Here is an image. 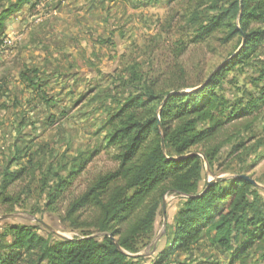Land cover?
I'll list each match as a JSON object with an SVG mask.
<instances>
[{"label": "trees", "instance_id": "obj_1", "mask_svg": "<svg viewBox=\"0 0 264 264\" xmlns=\"http://www.w3.org/2000/svg\"><path fill=\"white\" fill-rule=\"evenodd\" d=\"M30 1L16 0L2 10L0 29L9 15ZM186 14L194 42L219 32L226 43L237 40L238 49L205 84L201 85L204 80L189 91L179 85L159 87L130 66L132 92L107 121L105 143L116 150L115 166L99 173L70 200L62 216L83 233L53 238L40 234L39 226L11 223L9 242H0V264H141L143 256L138 253L153 238L168 193L181 194L183 200L171 236L149 264H170L180 254L188 257L202 242L225 254L229 264L262 262V189L237 177L251 164L209 184L203 181V172L206 162L217 175L214 167L225 146L230 144L233 153L251 139L252 132H243L249 125L242 129L235 125L264 105V59L259 52L264 45V0H187ZM234 71L244 74L254 90L246 92L245 100L226 94L228 84L237 85V80L228 78ZM227 126H234L230 134L224 131ZM92 152H78L63 166H48L41 172L45 211L57 209ZM28 168L3 167V203L20 200L7 190L29 173Z\"/></svg>", "mask_w": 264, "mask_h": 264}, {"label": "rangeland", "instance_id": "obj_2", "mask_svg": "<svg viewBox=\"0 0 264 264\" xmlns=\"http://www.w3.org/2000/svg\"><path fill=\"white\" fill-rule=\"evenodd\" d=\"M14 2L2 0L0 12ZM186 11L187 0H31L3 21L0 172L6 165L11 170L24 165L29 173L7 190L20 200L14 205L13 200H0V242H9L11 223L39 226L40 234L53 238L83 233L62 216L70 200L99 173L115 166L116 150L105 143L107 121L132 92L130 66L159 87L186 86V91L238 49L237 40L226 43L219 32L194 42V31L185 22ZM259 52L264 59V45ZM228 78L237 80V85H227L229 96L237 94L245 100L246 92L254 91L244 74L234 71ZM244 125H249L243 132H252L251 139L246 138L233 153L230 144L225 146L214 167L217 175L205 162L203 181L234 176L240 167L251 164L244 174L264 186V105L235 126L242 129ZM233 127L224 131L230 134ZM90 151L86 167L75 176L57 209L45 211L41 172L48 166H63L78 152ZM17 154L20 157L13 160ZM182 197L164 195L154 236L139 251L141 264H149L171 236ZM199 261L229 264L225 254L204 242L188 257L175 255L170 264ZM257 264H264V258Z\"/></svg>", "mask_w": 264, "mask_h": 264}, {"label": "water", "instance_id": "obj_3", "mask_svg": "<svg viewBox=\"0 0 264 264\" xmlns=\"http://www.w3.org/2000/svg\"><path fill=\"white\" fill-rule=\"evenodd\" d=\"M235 54V53H234ZM231 56H229L227 59H225L224 61H222L216 69H218L221 65L225 64L229 59H230ZM215 69V70H216ZM214 70V71H215ZM213 73V72H212ZM209 79V76L205 79V81L201 84H205ZM200 86V85H199ZM198 87V86H197ZM186 91H189V90H186ZM161 148L164 149V144H163V140L161 141ZM225 176H217L215 179H211V180H207V184H209L210 182L214 181V180H218V179H222L224 178ZM237 177H240L244 180H247L248 182H250L251 184H253L254 186H257V187H260V188H263L264 189V186H262L261 184H259L256 180H254L253 178H251L249 175L247 174H239ZM162 208H164V200L162 201ZM138 255H141V253H138Z\"/></svg>", "mask_w": 264, "mask_h": 264}]
</instances>
